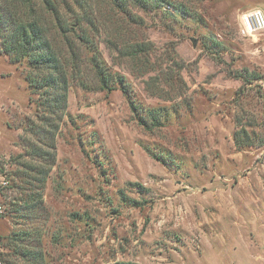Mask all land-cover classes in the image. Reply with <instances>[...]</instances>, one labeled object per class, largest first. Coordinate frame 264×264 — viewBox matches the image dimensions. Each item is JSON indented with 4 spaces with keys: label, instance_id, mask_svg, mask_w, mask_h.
I'll list each match as a JSON object with an SVG mask.
<instances>
[{
    "label": "rangeland",
    "instance_id": "1",
    "mask_svg": "<svg viewBox=\"0 0 264 264\" xmlns=\"http://www.w3.org/2000/svg\"><path fill=\"white\" fill-rule=\"evenodd\" d=\"M256 7L264 10V0L136 6L145 26L131 37L156 45V69L114 62L100 42L130 97L119 84L72 82L57 130H44L28 65L11 62L0 40L1 264H31L23 246L43 254L40 264H264V31L239 28ZM173 49L185 87L165 84L179 73ZM150 75L160 78L158 95L146 89ZM53 142L56 161L42 186L33 167L48 161L36 149L52 152ZM38 193L43 204L26 205Z\"/></svg>",
    "mask_w": 264,
    "mask_h": 264
},
{
    "label": "trees",
    "instance_id": "2",
    "mask_svg": "<svg viewBox=\"0 0 264 264\" xmlns=\"http://www.w3.org/2000/svg\"><path fill=\"white\" fill-rule=\"evenodd\" d=\"M105 1L108 3L107 10L96 9L92 0H0L2 50L11 62L28 65L26 80L33 92L40 94L38 107L42 110L40 118L44 122V130L48 126H54L57 130L63 121L72 82L90 90H114L119 84L126 96L130 97L124 75L108 64L100 49V42H104L114 62L131 60L133 65H137L135 68L143 73L156 69L151 63L152 56L158 51L156 45L152 41L131 37L135 27L145 26L144 17L135 7L149 9L150 0ZM102 34L106 36L101 40ZM173 50L177 56L174 59L179 69L178 79L169 72L168 77L164 75L165 84L175 87L179 80L178 86L185 87L180 73L184 61L179 58L176 49ZM157 82H160V78L150 75L145 81L146 89L160 94L164 89L163 86L156 89L159 87ZM131 104L133 110H137L134 101ZM141 122L148 127L145 119L142 118ZM240 135L239 131L236 143L242 146L245 141L241 140ZM47 145L53 149L52 152L43 146L36 149V153L48 161L47 165L33 167L37 172L35 179L42 186L56 161L55 142ZM39 203L43 204L41 193L32 195L26 201L30 207ZM19 253L31 264H40L43 257L38 250L26 246ZM8 263L16 264L10 260ZM113 264L140 263L117 261Z\"/></svg>",
    "mask_w": 264,
    "mask_h": 264
},
{
    "label": "built area",
    "instance_id": "3",
    "mask_svg": "<svg viewBox=\"0 0 264 264\" xmlns=\"http://www.w3.org/2000/svg\"><path fill=\"white\" fill-rule=\"evenodd\" d=\"M240 33L244 36H251L259 31H264V10L256 7L244 11L239 18ZM0 204V212L3 210ZM1 264V260H0Z\"/></svg>",
    "mask_w": 264,
    "mask_h": 264
},
{
    "label": "water",
    "instance_id": "4",
    "mask_svg": "<svg viewBox=\"0 0 264 264\" xmlns=\"http://www.w3.org/2000/svg\"><path fill=\"white\" fill-rule=\"evenodd\" d=\"M194 41V45H196L197 41L196 40H193Z\"/></svg>",
    "mask_w": 264,
    "mask_h": 264
}]
</instances>
